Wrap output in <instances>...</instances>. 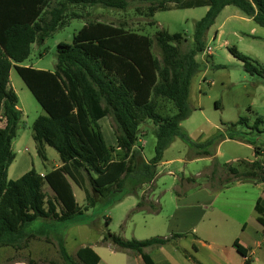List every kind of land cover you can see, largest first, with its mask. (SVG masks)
<instances>
[{
    "label": "trees",
    "instance_id": "1",
    "mask_svg": "<svg viewBox=\"0 0 264 264\" xmlns=\"http://www.w3.org/2000/svg\"><path fill=\"white\" fill-rule=\"evenodd\" d=\"M56 1L0 0V248L8 247L16 252L27 249L38 239L39 234L31 230L34 222H86L76 218L104 200L119 203L125 196L133 195L138 197L136 211L159 213L160 209L147 194L139 195V189L154 182L158 166L176 138L204 149L202 156H214L207 150L214 138L198 144L181 126L193 113L190 89L193 78L201 71L197 56L207 50L209 31L229 6L264 28V0H59L51 9ZM133 3L147 5L152 17L158 12L201 7H207L208 12L194 23L192 48L187 45L186 35L159 31L155 41L160 59L153 53L154 41L149 36L97 22L86 24L75 34L72 44H59L53 72L22 66L30 58L34 44L44 43L66 26L69 7L125 12ZM230 53L244 64L247 72L264 78L263 67L258 62L235 48ZM13 69L45 112L33 124L38 156L47 162L46 147H50L63 163L44 176L35 168L17 180L8 176L16 159L12 144L23 118L19 97L10 85ZM159 99L171 102L176 113L163 117L158 111ZM103 118L111 121L117 149L122 153L120 159L105 141L99 124ZM148 121L156 127L157 142L155 156L146 162L135 145L141 125ZM260 126L264 129L263 117L256 120L254 128ZM254 152L258 158L259 149L255 148ZM240 166L229 169L235 180L264 183V160L243 161ZM85 176L92 191L83 186ZM71 181L84 190L86 206L78 204ZM47 186L53 197L46 194ZM255 210L264 228V199H258ZM50 235L54 237L61 264L101 262L91 247L81 248L76 260L69 254L62 232L46 229L47 242L51 241ZM103 241L116 252H132L146 264H154L146 249L164 247L171 240L163 237L124 240L108 232ZM234 247L243 257L248 256L238 242ZM27 264L38 262L29 258Z\"/></svg>",
    "mask_w": 264,
    "mask_h": 264
},
{
    "label": "rangeland",
    "instance_id": "2",
    "mask_svg": "<svg viewBox=\"0 0 264 264\" xmlns=\"http://www.w3.org/2000/svg\"><path fill=\"white\" fill-rule=\"evenodd\" d=\"M58 1L53 3L51 9L57 6ZM206 11V8L172 10L158 12L152 17L147 5L140 3H133L129 10L122 13L101 7H69L65 14L66 26L52 34L44 43L34 44L30 58L22 66L53 72L57 65L59 44H72L75 34L85 24L97 22L123 26L129 31L149 36L154 41L153 53L160 59L156 34L161 30L170 34H184L188 38V47L192 48L194 23L204 17ZM74 14L82 19L77 20L73 17ZM216 31H220L221 37L214 40ZM208 47L212 50V56L209 53L197 56L201 71L191 85L189 101L193 113L181 126L198 144L199 141L214 138L213 145L207 150L213 155L218 153V159L210 162L207 156L200 155L204 149L191 147L185 140L176 138L164 158V161L173 160L174 163L158 167L153 187L148 184L139 189V195H150L152 203L160 209L158 215L147 210L136 211L138 197L129 195L119 203L104 200L86 215L78 216L76 221H86V226L39 220L31 226V230L38 233L39 237L31 242L30 254L22 251L14 255L9 249L7 253H0V264H10L18 258H24L27 262L32 255L38 260V264H61L53 235H50V242L45 239L46 229L57 230L65 235L68 252L76 260V252L80 248L96 246L108 232L124 240L146 241L165 237L170 232L159 229V226L168 222V216L176 212L178 198L185 203L202 201L206 196L205 190H217L239 182L231 174L230 167L240 168V162L243 161L250 163L264 160V133H260L264 129L263 126L254 128L256 120L264 118V78L257 73L247 72L244 64L230 53L231 49H237L242 55L258 62L264 72V28L247 18L239 9L228 7L219 15L210 31L207 37ZM10 79L11 86L19 97V107L25 113L19 123L17 138L12 144L16 159L8 173L10 180H17L32 170L34 165L38 172L52 171L61 159L52 148H49L47 162L38 156L33 139V124L44 111L15 69L11 71ZM158 104V111L163 117L176 113L171 102L159 99ZM155 128L151 121L141 125L140 138H143V142L139 145H143L144 155L150 160L155 156ZM115 138L113 131L111 137H106L107 144H116ZM255 148L260 152L258 158ZM115 155L120 159L122 153L115 149ZM198 157L200 161L189 162L191 158ZM82 183L85 189L92 191L86 176ZM74 186L78 204L86 206L84 190L75 183ZM245 186L246 190H253L252 186ZM231 190L243 192V184L235 185ZM45 192L48 196L52 195L48 187H45ZM177 192L179 195H176ZM219 206L221 205L218 204L217 207ZM100 254L105 262L112 261L114 257L109 248L101 250Z\"/></svg>",
    "mask_w": 264,
    "mask_h": 264
},
{
    "label": "crops",
    "instance_id": "3",
    "mask_svg": "<svg viewBox=\"0 0 264 264\" xmlns=\"http://www.w3.org/2000/svg\"><path fill=\"white\" fill-rule=\"evenodd\" d=\"M201 8H206L207 10L206 13L208 12L207 7H201ZM227 8L228 7H226L223 10V12ZM119 12L122 13L121 11ZM76 19L80 20L82 18L81 16H79ZM161 31H165V30H161ZM220 37H221L220 31H216L213 39L217 40ZM210 55L211 56L213 55L212 50ZM190 93H191V89H190ZM19 109L23 112L24 115L25 114L24 111L20 107ZM43 115H45V112L41 114V116ZM99 124L102 128V132L106 141V137L107 136L111 137L113 132L110 119L103 118L100 120ZM142 139L143 138H140L139 136V139L135 145V150H141L143 153L144 160L148 162L150 161V159H147L145 157L143 145H139V143L143 142ZM36 145L38 147L37 142ZM108 146L117 149L116 148L117 141L116 144H112ZM49 148L50 147H46V155L48 157V160H49ZM165 154L163 157V162L158 167L174 163L173 160L164 161ZM207 159L210 162L218 159V153H216L214 156L208 157ZM200 160L201 159L199 157L191 158L189 162L195 163ZM62 166L63 163L60 160V162L54 166L53 170L58 169ZM34 168L36 170L35 165ZM52 171L49 172L37 171V172L42 176H44ZM154 184H155V180L153 183H151L152 187ZM241 184H243V192L231 190V188L234 187L235 185H241ZM71 185L75 194V186L72 181H71ZM245 185L252 186L253 190L250 189L246 190L245 187L247 186ZM204 192L206 196L203 197L202 201H192L185 203L182 202L180 198H178L179 196L177 197L178 201L176 202V206H175L176 212L168 216L169 217L168 222H166L165 224L161 223L159 226V229L166 230L165 232H170L168 233L170 235H166L163 238H170L171 241L164 247L146 249V252L150 255L153 263L154 264H264V228L260 225L258 221V214L255 210L258 199L259 198L264 199V183L239 181L233 185L222 187L221 189L208 190V191L205 190ZM176 195H179V193L177 192ZM53 196L54 193L52 192V195L49 197H53ZM218 204L221 205L219 206V208L217 207ZM151 214L158 215L159 213H151ZM70 225L86 226L87 222L75 223ZM235 242H238V244L248 252V256L246 258L243 257L241 254H239L237 249L234 247ZM30 247H31V243L29 244L28 248L23 251H27V253L30 254ZM89 247L93 248L94 251L100 256L101 262L99 264H146L141 257L136 256L132 252H128V251L116 252L115 248L111 244L104 243V241H102L101 243H97L96 246L89 245ZM107 248H109L110 253L114 257H116V258L113 257L112 261L109 262H105L100 254L101 250H106ZM9 249L12 250V253L14 255L16 253H22V251L16 252L12 248H8V247L0 248V253H7ZM78 251L76 252V254L78 253ZM30 258L38 262V260L34 257V255L30 256ZM10 264H27V262L26 259L24 258H18L11 261Z\"/></svg>",
    "mask_w": 264,
    "mask_h": 264
},
{
    "label": "built area",
    "instance_id": "4",
    "mask_svg": "<svg viewBox=\"0 0 264 264\" xmlns=\"http://www.w3.org/2000/svg\"><path fill=\"white\" fill-rule=\"evenodd\" d=\"M205 53H209L210 54L211 53V48L208 47Z\"/></svg>",
    "mask_w": 264,
    "mask_h": 264
}]
</instances>
